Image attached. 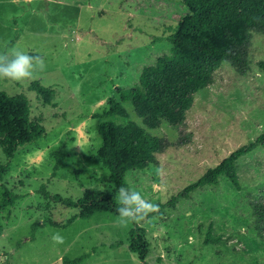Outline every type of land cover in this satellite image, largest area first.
<instances>
[{"label":"rangeland","instance_id":"1","mask_svg":"<svg viewBox=\"0 0 264 264\" xmlns=\"http://www.w3.org/2000/svg\"><path fill=\"white\" fill-rule=\"evenodd\" d=\"M185 9L182 0H0V53L18 48L46 62L34 79L0 81V91L25 93L32 115L43 119L47 131L12 159L0 144V163H9L0 199L6 188L21 195L14 205L0 206V264H64V257L84 253L89 256L80 264H142L129 248L136 223L119 227L117 214L102 211L54 226L47 219L65 223L79 208L47 198L43 186L73 200L88 187L118 194L110 169L97 156L103 118L95 114L108 109L112 97L121 100L117 86H137L145 68L171 53L172 43L156 38L169 34L177 24L173 14ZM250 58L244 74L224 62L188 111L172 104L167 118L145 119L142 114L152 108L138 100L123 102L128 116L108 118L133 120L164 141L147 168L127 172L132 188L164 204L161 213L139 223L152 243L149 264H264V219L253 206L264 204V146L237 162L242 189L222 176L219 185L180 195L264 133V72L258 65L264 60V33L252 32ZM33 81L54 87L58 105L45 103L30 88ZM59 148L67 158L54 175ZM161 165L163 181L156 175ZM210 226L220 237L217 243L205 242ZM56 231L63 244L53 243Z\"/></svg>","mask_w":264,"mask_h":264},{"label":"trees","instance_id":"2","mask_svg":"<svg viewBox=\"0 0 264 264\" xmlns=\"http://www.w3.org/2000/svg\"><path fill=\"white\" fill-rule=\"evenodd\" d=\"M185 11L173 14L176 25L170 26V33L158 36L156 39L172 43L170 54L158 58L157 62L145 68L140 76V82L135 87L117 86L116 90L121 100L110 99V107L96 117L103 118L100 133L103 143L97 156L110 169L111 179L116 191L120 186L131 187L127 172L132 169H145L156 160L158 153L164 149V141L152 134L144 126L133 120L127 123H115L108 119L117 114L128 116L123 102L144 100L152 108L144 112L145 119L167 118V109L174 104L181 111L190 110L195 102V95L208 87L215 72L224 62H230L240 73L251 69L250 44L253 31L264 33V0H182ZM264 72V60L258 62ZM30 88L37 91L43 101L57 106L56 90L52 86L33 81ZM46 126L42 118L32 115V105L29 97L21 92L15 95L6 90L0 91V144L8 159L16 156L18 149L46 134ZM264 146V133L253 142L244 144L231 152L217 166L210 167L196 181L189 184L180 195L207 185H219L222 176H227L237 187L242 189L239 179L237 162L257 146ZM55 175L67 158L64 148L55 151ZM9 163H0V181L3 180ZM132 188V187H131ZM43 191L47 198L64 201L69 206L79 208V212L71 216L65 223L59 224L47 219L54 226L66 227L79 217L89 218L97 212L117 214L119 207L116 194L109 190L88 187L77 200L64 198L61 194H51L45 186ZM21 195L6 188L0 206L14 205ZM176 200L174 196L170 203ZM159 212L164 204L159 203ZM256 213L264 219V204L255 203ZM37 223L33 225L36 229ZM209 227L205 242H219L220 237L213 234ZM129 248L135 252L142 264H149L147 258L151 252V241L144 226L135 224L129 232ZM89 253L75 258H63L64 264H80Z\"/></svg>","mask_w":264,"mask_h":264},{"label":"clouds","instance_id":"3","mask_svg":"<svg viewBox=\"0 0 264 264\" xmlns=\"http://www.w3.org/2000/svg\"><path fill=\"white\" fill-rule=\"evenodd\" d=\"M45 68V59L39 54L32 55L18 48L0 53V81L31 80ZM114 122L119 123L118 120ZM156 175L163 181L166 170L162 165L156 169ZM115 199L119 205L116 209L118 213L116 225L119 227H126L129 223L139 224L151 213L159 212L157 204L146 199L140 191L131 187L120 186ZM51 239L55 244L65 242L64 236L59 231L54 232Z\"/></svg>","mask_w":264,"mask_h":264}]
</instances>
